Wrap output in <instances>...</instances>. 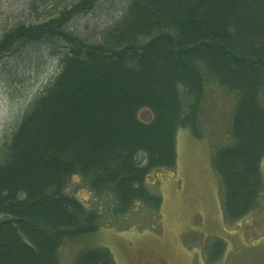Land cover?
I'll return each instance as SVG.
<instances>
[{"label":"trees","instance_id":"1","mask_svg":"<svg viewBox=\"0 0 264 264\" xmlns=\"http://www.w3.org/2000/svg\"><path fill=\"white\" fill-rule=\"evenodd\" d=\"M32 4L33 18L0 35V66L27 59L25 68H34L50 55L58 67L0 145V264H66L61 247L97 231L104 214H125L136 204L156 212L161 197L149 190L148 176L175 166L180 127L200 136L210 79L236 94L232 141L213 156L225 217L232 222L257 208L264 186V0ZM92 12L107 21L80 31L76 21ZM142 107L152 110L150 121L139 118ZM75 175L105 202L103 211L66 191ZM225 246L213 240L208 262ZM69 264L117 262L108 248L89 247Z\"/></svg>","mask_w":264,"mask_h":264},{"label":"rangeland","instance_id":"2","mask_svg":"<svg viewBox=\"0 0 264 264\" xmlns=\"http://www.w3.org/2000/svg\"><path fill=\"white\" fill-rule=\"evenodd\" d=\"M32 1L0 0V35L34 17ZM125 3L121 1L120 5ZM107 19L102 13L92 12L81 16L75 26L88 31ZM27 62L25 59L17 67L0 66V145L58 67L50 55L34 68L30 63L25 68ZM16 71L20 77L17 82L11 78ZM235 100V92L208 80L199 121L200 136L190 128L180 127L175 166L156 169L148 176L149 190L161 197L159 209L154 212L136 204L125 214H104L97 231L65 242L59 251L60 259L69 264L84 248L106 247L117 264H264V186L257 208L229 222L223 209L221 179L213 165L215 148L232 141L228 127ZM138 116L150 121L153 113L149 107H142ZM261 170L264 183V157ZM79 183L80 177L73 176L66 191L103 211L105 202L96 199L84 186L79 187ZM215 239H221L226 246L218 262L210 263L207 252Z\"/></svg>","mask_w":264,"mask_h":264},{"label":"flooded vegetation","instance_id":"3","mask_svg":"<svg viewBox=\"0 0 264 264\" xmlns=\"http://www.w3.org/2000/svg\"><path fill=\"white\" fill-rule=\"evenodd\" d=\"M218 262V261H217ZM164 264V263H163Z\"/></svg>","mask_w":264,"mask_h":264}]
</instances>
